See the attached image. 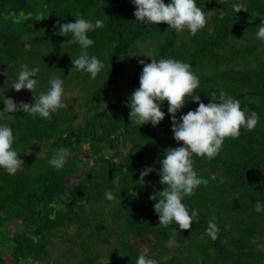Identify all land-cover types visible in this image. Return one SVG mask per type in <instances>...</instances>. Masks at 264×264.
Here are the masks:
<instances>
[{"label": "trees", "instance_id": "16d2710c", "mask_svg": "<svg viewBox=\"0 0 264 264\" xmlns=\"http://www.w3.org/2000/svg\"><path fill=\"white\" fill-rule=\"evenodd\" d=\"M235 2L245 10L234 12ZM196 4L207 23L193 36L135 21L131 0H0V97L33 102L30 91L11 89L27 64L40 69L38 92L53 75L64 80L65 105L51 121L0 113L24 161L14 176L0 170V264H135L141 252L158 264H264V213L254 211L257 200L264 202V41L255 35L264 0ZM77 16L104 22L88 33L89 54L105 64L95 80L72 67L79 45L59 33ZM146 54L190 64L203 103L223 90L259 115L254 130L225 139L215 158L193 156L203 183L183 201L198 212L189 230L159 226L157 201L149 199L165 187L158 175L163 153L180 146L167 102L156 127L129 120L127 98L139 87L138 61L151 62ZM74 91L82 95L67 96ZM197 107L186 102L177 119ZM59 148L72 154L57 170L49 161ZM145 167L154 170L141 183ZM106 189L116 201L105 199ZM213 215L218 237L201 239Z\"/></svg>", "mask_w": 264, "mask_h": 264}, {"label": "clouds", "instance_id": "9594fccd", "mask_svg": "<svg viewBox=\"0 0 264 264\" xmlns=\"http://www.w3.org/2000/svg\"><path fill=\"white\" fill-rule=\"evenodd\" d=\"M135 10V21L143 25H158L164 23L168 28L177 32L185 29L191 34L203 29L207 23L206 13L197 6L196 0H169L167 5L164 0H131ZM234 12L245 10L243 3L232 4ZM101 19H86L75 17L74 22L59 25V33L71 34L68 43L79 45L80 54L72 59V67L77 71L89 74V79L95 80L105 68L104 62L95 55L89 54V49L94 41L88 33L103 28ZM256 38L264 41V20L258 25ZM151 59L146 63L141 59L142 65L139 75V87L127 98L129 108V120L143 126L151 124L156 127L165 116L162 105L167 102V113L170 116L173 139L180 144L179 147L169 149L163 153L159 160V183L164 185V190L157 195H150V200H156L153 211L158 216V224L166 227L175 223L180 230H189L198 218L195 209L189 210L183 202L185 197L194 194L203 181L194 169V159L205 157L215 158L223 147L225 139L239 137L240 130H254L259 123V115L256 112H247L241 108L240 101L221 90L211 94L212 99L205 104L201 101L199 93V77L192 71L190 64L179 59L159 58L151 54L142 55ZM40 69L38 66L21 64L15 82L11 89L20 92L28 90L33 95L32 103L15 102L12 98L0 97L4 108L0 113H28L33 117L51 121L52 114L65 107L63 102L64 80L60 76L53 75L48 80L45 91H37L39 80L36 78ZM191 101L198 104L195 110H189L181 114L179 112L185 103ZM16 137L10 126L0 123V170L9 176L17 174L24 161L20 159L17 149L14 147ZM71 151L68 148L57 149L49 164L59 170L68 162ZM93 165L92 161L88 162ZM154 169L145 167L140 172V182ZM107 201H116V196L111 189L104 193ZM257 214L264 213V202L257 200L254 205ZM213 215L207 222V226L201 236L215 241L220 231L215 223ZM135 264H158L155 258L141 252L138 254Z\"/></svg>", "mask_w": 264, "mask_h": 264}, {"label": "rangeland", "instance_id": "374dc122", "mask_svg": "<svg viewBox=\"0 0 264 264\" xmlns=\"http://www.w3.org/2000/svg\"><path fill=\"white\" fill-rule=\"evenodd\" d=\"M77 95L81 96L82 94L79 91H76V92L74 91L71 94H68L67 96H70V98L72 99V98L76 97Z\"/></svg>", "mask_w": 264, "mask_h": 264}, {"label": "bare ground", "instance_id": "6f19581e", "mask_svg": "<svg viewBox=\"0 0 264 264\" xmlns=\"http://www.w3.org/2000/svg\"><path fill=\"white\" fill-rule=\"evenodd\" d=\"M91 161V160H90ZM88 165H90L89 163H88Z\"/></svg>", "mask_w": 264, "mask_h": 264}]
</instances>
